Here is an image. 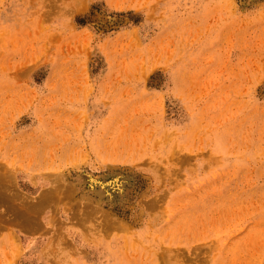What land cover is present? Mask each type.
<instances>
[{
	"label": "rangeland",
	"instance_id": "obj_1",
	"mask_svg": "<svg viewBox=\"0 0 264 264\" xmlns=\"http://www.w3.org/2000/svg\"><path fill=\"white\" fill-rule=\"evenodd\" d=\"M0 264H264V0H0Z\"/></svg>",
	"mask_w": 264,
	"mask_h": 264
},
{
	"label": "trees",
	"instance_id": "obj_2",
	"mask_svg": "<svg viewBox=\"0 0 264 264\" xmlns=\"http://www.w3.org/2000/svg\"><path fill=\"white\" fill-rule=\"evenodd\" d=\"M79 23H81V22H79Z\"/></svg>",
	"mask_w": 264,
	"mask_h": 264
}]
</instances>
